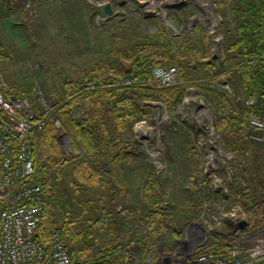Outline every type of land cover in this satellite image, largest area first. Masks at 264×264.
Segmentation results:
<instances>
[{
  "label": "rangeland",
  "instance_id": "1",
  "mask_svg": "<svg viewBox=\"0 0 264 264\" xmlns=\"http://www.w3.org/2000/svg\"><path fill=\"white\" fill-rule=\"evenodd\" d=\"M181 1L0 0L2 71L13 79V90L22 87L26 90V98L35 104L36 84L46 100L51 101L62 92L63 80L84 79L98 67L123 72L138 45L153 38L158 31L163 30L176 47L186 44L181 48L186 54L184 63L188 76L186 79L180 77L178 84L185 95L173 112L168 110L167 102L157 96L139 102L141 107L148 108L149 115L139 119L143 120L140 125L132 122L120 134L133 149L126 159L116 164L117 170L124 173L129 196L120 197L114 207L109 206L116 221L125 211L123 207L128 208L130 212L125 213L128 219H120L113 228L118 236L125 231L137 235L131 238L137 242L138 237L147 234L140 223L144 212L140 209L144 207L142 186L149 175L158 179L162 183L161 207L168 216L166 225L169 230L182 229V233L180 237L170 236L171 232L161 235L152 253L161 261L176 264H186L191 258L207 254L197 250H204L210 244L208 232L204 236H194L192 232L202 227V219L217 214L221 207L227 210L239 206L231 191L239 187L237 175L241 159L250 160V184L258 196H264V146L249 148L245 144L247 149L241 156L226 143L230 134L225 135L216 126V121L223 117L221 109L207 98L214 100V92L222 89L219 80L223 76L212 63L207 69L187 55V49L193 48L207 57L203 45L208 43L209 50L208 32L215 20L207 19L204 12L197 15L204 1L210 3L207 10L214 13L215 8L221 17L216 32L222 36L225 50L231 37L225 25L226 16H223L227 10L224 6L218 7V0ZM107 3L113 10L111 16L103 11ZM151 41L156 45L162 43V39ZM207 58L209 61L212 58L210 53ZM28 63L35 66L34 71ZM229 81L232 92H227L232 103L237 104L233 98L242 92L241 86L233 77ZM79 91V88L74 90L80 100L68 112L71 119H80L86 111L84 95L81 97ZM75 152L74 148V153H65L73 156L77 155ZM106 165L113 169L110 163ZM67 190L70 191V187ZM109 193L105 186H99L86 193L85 198L90 195L97 200L102 195V204L108 205L112 197ZM72 211L75 214L74 208ZM53 214L59 215L58 208H54ZM97 214L94 211L92 216ZM231 229L228 218L222 217L213 230L226 233ZM107 238L109 233H99L100 244Z\"/></svg>",
  "mask_w": 264,
  "mask_h": 264
},
{
  "label": "trees",
  "instance_id": "2",
  "mask_svg": "<svg viewBox=\"0 0 264 264\" xmlns=\"http://www.w3.org/2000/svg\"><path fill=\"white\" fill-rule=\"evenodd\" d=\"M227 11L225 25L231 34L224 51L222 67L229 68L226 74L228 80L235 78L241 86L243 94L255 98L251 106L244 102L232 103L229 93L218 89L214 92V100H208L223 112L227 117L216 121L218 131L230 134L226 143L232 146L235 153L244 155L249 148L264 143H256L249 136L254 133L244 121L247 113L264 114V0H218ZM163 30L153 35L154 39H162L161 45H156L151 39L138 45L131 55L130 61L125 64L123 72L106 71L98 67L81 80L64 81L63 90L55 96L56 106L54 115L50 116L42 131L32 136L34 146L33 159L35 172L29 182L43 180L44 216L36 229V236L44 240L49 238V229L58 227L62 231L63 242L69 246L73 260L85 264H128L125 247L120 241L113 226L120 219L127 220V207L120 219L116 221L112 215L114 207L120 197L128 198L126 183L123 174L117 170V163L126 159L131 152L132 145L123 141L120 134L132 123L149 115L147 107H141L140 101H146L157 96L167 102L168 110H176L178 103L185 95V90L179 85L174 87L153 88L146 84L136 85L127 93L125 89L104 87L93 91L82 92L86 111L80 119H71L68 112L78 103L79 97L74 90L80 88L87 80L94 78L99 84H107L118 76L133 73L136 78L149 79L151 68L154 65L175 64L180 68L181 79H186V54L182 45L174 46L173 41L166 37ZM190 57L207 69L211 67L209 60L200 61L199 52L187 49ZM1 58V52H0ZM236 66V69L232 67ZM140 92H142L140 94ZM25 97V94L19 95ZM80 97V98H81ZM57 117L61 121L60 129H55L53 120ZM67 130L71 133L75 154L67 155L59 141V133ZM264 152V151H263ZM263 154H261L262 156ZM109 161V162H107ZM110 163L113 169L107 168ZM252 163V162H251ZM237 177V190L231 194L235 204L241 206L248 219L245 231L264 227V196L255 193L249 173L250 160L241 159ZM110 167V165H109ZM70 187V191L67 190ZM103 187L112 195L106 205L101 195L97 200L86 193ZM162 183L149 175L143 183L141 195L144 210L140 223L147 230V240L158 241L161 235L171 232L170 236L180 237L182 229H170L165 220L168 216L163 212ZM197 190V187H196ZM75 193V194H74ZM74 203V207H72ZM111 206V207H109ZM93 211H92V208ZM58 208L59 215L53 214ZM74 208L75 214L72 209ZM139 209V210H140ZM138 210V211H139ZM94 211L98 212L93 217ZM61 212V213H60ZM78 225V226H77ZM111 234L101 244L99 233ZM210 244L197 252L211 253L225 260H230L231 230L226 233L212 230L209 233ZM153 246L155 243H151ZM264 264V260L257 263Z\"/></svg>",
  "mask_w": 264,
  "mask_h": 264
},
{
  "label": "built area",
  "instance_id": "3",
  "mask_svg": "<svg viewBox=\"0 0 264 264\" xmlns=\"http://www.w3.org/2000/svg\"><path fill=\"white\" fill-rule=\"evenodd\" d=\"M207 2H201L200 12L197 15L204 12L207 19L210 20L212 17L215 20L208 32L209 53L212 57L210 62L214 67L219 68L220 76H223L219 80L222 89L231 93L232 87L226 76L229 68L222 67L224 41L216 32L221 17L216 14L215 8L214 13L212 10H207L210 4ZM28 65L34 71L35 66L32 67L31 63ZM236 68V66L232 67V69ZM180 72V68L175 64H159L151 68L149 79L136 78L133 73H128L107 84H99L92 78L83 83L79 92L82 94L85 91L110 86L125 89L127 93H130V89L139 84H146L153 88L174 87L180 83ZM36 86L37 104L28 98L7 95L0 70V264H85L73 260L69 246L63 242L60 228L51 227L48 240L36 236V229L44 216V181L29 182L35 172L32 136L42 131L49 117L54 115L56 106V101H47L40 87L37 84ZM233 100L251 106L255 98L243 94L242 91ZM221 115L227 117L228 114L221 111ZM142 121L137 120L134 124L140 125ZM244 121L254 130V133L249 136L250 140L264 143V114L249 112ZM54 125L56 129L61 127L59 118H54ZM61 134L59 141L62 149L65 152L74 153L71 134L67 130ZM222 217L228 218L232 227L230 260L207 253L198 259L191 258L186 264H257L263 261L264 227L245 231L248 219L242 207L237 206L227 210L221 207L217 214L214 213L202 219L203 228L198 226V230L192 231L193 235L204 236L207 232L209 234L214 229V225L222 221ZM145 264L176 263L149 258Z\"/></svg>",
  "mask_w": 264,
  "mask_h": 264
},
{
  "label": "crops",
  "instance_id": "4",
  "mask_svg": "<svg viewBox=\"0 0 264 264\" xmlns=\"http://www.w3.org/2000/svg\"><path fill=\"white\" fill-rule=\"evenodd\" d=\"M202 37L203 36H201V42L204 44ZM206 44L207 45H203L204 51L203 50L202 51L205 52L204 54H206L208 57L209 56L208 43H206ZM197 52H199V51L197 50ZM207 57H203V55L199 52V59L201 62L208 60ZM204 58H207V59L204 60ZM2 64H3V58H0V70H1V72L3 74V78H4L5 93L7 95L15 96V97H20L19 95L25 94L26 90L20 86H19V88H17L16 91L13 90V88H12L14 86V85H12L13 79L10 76L3 73ZM26 97L27 96H25V98ZM119 173L124 174L121 171H119ZM124 178H125V176H124ZM134 236L137 237V235H132V233L130 231L129 232L125 231L122 233L121 236L119 235L120 241L123 243V246L125 247L124 254L126 253L125 255L127 258V263L128 264H145V261L149 258L154 259L156 261L158 259V257L153 256V253H152L153 252V249H152L153 245L151 244V243H155L156 241H154L153 239L147 240L146 239L147 234H144L142 237H138L139 239H137V242H133L131 238H133ZM110 238H111V234H109V239Z\"/></svg>",
  "mask_w": 264,
  "mask_h": 264
},
{
  "label": "water",
  "instance_id": "5",
  "mask_svg": "<svg viewBox=\"0 0 264 264\" xmlns=\"http://www.w3.org/2000/svg\"><path fill=\"white\" fill-rule=\"evenodd\" d=\"M103 11L106 15L111 16L113 14V10L110 3L105 4Z\"/></svg>",
  "mask_w": 264,
  "mask_h": 264
}]
</instances>
